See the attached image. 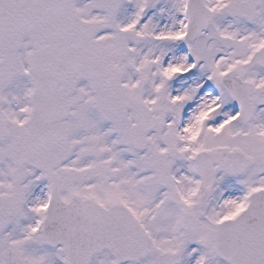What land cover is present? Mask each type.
<instances>
[{"label":"snow or ice","instance_id":"6c2138e0","mask_svg":"<svg viewBox=\"0 0 264 264\" xmlns=\"http://www.w3.org/2000/svg\"><path fill=\"white\" fill-rule=\"evenodd\" d=\"M0 264H264V0H0Z\"/></svg>","mask_w":264,"mask_h":264}]
</instances>
